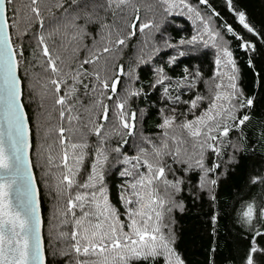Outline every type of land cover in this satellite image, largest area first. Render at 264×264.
<instances>
[{
	"label": "snow or ice",
	"instance_id": "1",
	"mask_svg": "<svg viewBox=\"0 0 264 264\" xmlns=\"http://www.w3.org/2000/svg\"><path fill=\"white\" fill-rule=\"evenodd\" d=\"M227 3L229 11H234L231 0ZM199 4L207 5V0ZM140 7L138 0H29L24 5L27 27L20 30L22 9L16 0H0V264H47L19 75L26 59L23 40L29 31L35 40L32 60L48 73L42 87L50 86L61 121L77 122L80 132L79 141L72 142L64 135L71 127L57 129L62 172L56 193L66 197V203L56 209V218L58 227L70 225L71 230L56 234L57 239L69 241V251L53 248L52 255L70 256L69 264H185L175 247L173 213L185 210L178 197L187 184L194 199L206 193L216 206L221 178L240 162L242 126L251 120L249 112L256 98L239 87L233 53L211 26L212 17L219 13L210 10L205 18L188 0H155L144 7L153 17L159 9L157 20L142 18ZM42 8L52 24L49 30H45ZM235 15L249 33L259 36L243 11ZM177 16L186 17L194 26L198 21L202 27L174 43L168 28L183 30L175 22ZM223 27L236 36L230 25ZM137 32L143 40L126 68L118 62V54ZM88 39L91 45L85 43ZM209 47L215 50L216 70L204 80L199 68L190 70L188 65L206 56L203 50ZM240 48L255 50V45L245 41ZM169 49L173 54H168ZM178 60L185 67L182 75L174 77L168 70L174 71ZM248 63L251 67L252 61ZM29 66L35 65L29 61ZM24 71L30 78L27 67ZM140 72L151 78L142 80ZM200 83L203 92L197 90ZM188 93L193 95L183 99ZM156 94L158 108L149 103V97ZM138 100L148 107L134 108ZM149 109L158 118L153 136L137 132ZM233 132L239 134L238 139L230 138ZM91 136L96 138L93 145L89 144ZM129 138L134 155L124 151ZM86 158L91 163L81 182L78 177ZM52 159L49 155V164ZM114 169L122 181L118 185L122 212L111 203L106 183ZM192 174H196L195 183ZM250 183L260 185L261 198L243 200L235 209V223L251 235L244 264H256V253L264 255L257 243V237H264V174L252 176ZM210 219L215 236L218 213Z\"/></svg>",
	"mask_w": 264,
	"mask_h": 264
},
{
	"label": "trees",
	"instance_id": "2",
	"mask_svg": "<svg viewBox=\"0 0 264 264\" xmlns=\"http://www.w3.org/2000/svg\"><path fill=\"white\" fill-rule=\"evenodd\" d=\"M47 3H52L53 0H45ZM141 3L140 15L144 19L155 18L159 19V9L156 10V15L153 17V12L147 11L145 4L155 3V0H138ZM190 4L197 7L205 18L210 15V10H215L219 13L218 16L212 17L211 26L218 30L227 42L229 50L233 53L236 66L238 68V85L243 89L248 96H255V106L249 112L251 120L246 122L243 127L244 138L241 141L244 150L239 154V164L234 167H229L227 175L222 177L219 186L216 189L217 202L213 207L207 198L206 193H201L198 199H194L189 192L187 184L184 186V191L178 199L183 200L185 210L180 212L176 210L173 213L175 218V232L177 236L176 250L184 259L185 264H209L212 260L214 264H244L247 251L250 247L251 235L239 224L235 223V209L240 206L243 200H250L253 197L261 198L260 185H252L250 178L257 174H264V0H231L234 11H229L227 0H207V5L199 4V0H188ZM29 3V0H16L18 7L22 9L19 29L24 30L27 27L25 19L24 5ZM211 6L209 9L208 6ZM67 6V5H66ZM243 11L246 15V22L255 29L259 36L249 33L238 21L235 12ZM45 15V30H49L52 26L48 20L47 13ZM53 12L59 15V12L54 8ZM11 18V13H9ZM169 19H172L171 17ZM109 23L112 22L111 14L108 18ZM175 22L183 26L182 31H175L171 26L168 28L169 34L173 37L175 43L181 37L190 38L196 34L202 27L197 21L194 26L192 21L186 17L177 16ZM225 24L230 25L236 36L227 33L223 27ZM38 29V25H34ZM95 30L94 28L92 29ZM237 36L243 40L237 39ZM15 39V33L13 32ZM143 37L139 32L128 41V47L119 55V63L127 65L131 58L136 54L137 49L141 46ZM249 42L255 45V50H245L240 48L243 42ZM57 44L59 40H56ZM85 43L91 45V40L88 39ZM50 47L52 42L49 41ZM25 60L21 64L19 75L22 79V87L24 88V103L25 111L28 116V122L31 132V163L37 182L40 198V208L43 221V240L47 258V264H69L70 256H62L59 253L52 255L53 248L69 251L67 240L57 239V232L70 231V225H59V220L56 218V209H63L66 203V197H58L56 193V185L61 178L62 165V146L59 144V133L57 129L63 126L66 130L70 127L72 131H66L65 137H71L72 142H78L80 132L76 131L79 127L77 122L73 121L70 125L67 119L61 121L59 117V106L54 105L53 93L50 86L42 87L46 84L48 73H45L43 68L32 60V50L35 48V40L32 38V32L29 31L23 40ZM147 51V50H145ZM207 53L206 56L198 61H192L188 67L190 70L199 68L203 74V79L208 80L216 70L214 63L215 50L209 47L203 50ZM168 54H173V50L169 49ZM39 56V53L37 54ZM84 52L81 51L80 56L83 57ZM163 59H167L164 56ZM185 58H179L183 60ZM174 71L169 69V74L174 77L183 74L185 65L179 63ZM252 61V66H249L248 61ZM29 61H32L34 67L29 66ZM28 68L30 78L25 77V68ZM87 67V66H85ZM142 80H149L150 74L140 72ZM29 83L33 85V90L29 92ZM63 88V86H62ZM120 85L118 84V89ZM198 91H204V84L200 83ZM63 94V91L61 92ZM193 93H188L183 96V99H188ZM149 103H156V107H160L158 94L149 97ZM133 107H148L147 103L136 101ZM243 114V113H241ZM158 118L154 109H149L148 114L144 117L142 124H138L137 132L141 130L146 136H153L157 129ZM48 129L46 136L41 137V132ZM230 138L236 140L239 134L231 133ZM95 136L89 137V144L95 143ZM132 138H129V144L125 146L124 151L129 155H134L135 150L131 144ZM115 143V141H113ZM91 151V149L89 150ZM52 156V163L49 164L48 157ZM227 156L225 155V159ZM91 160L86 158L83 164L78 179L83 182L89 170ZM119 167V166H118ZM118 169L106 177V183L109 188L110 201L117 208L123 211L119 202L118 185L121 184V178L117 174ZM171 179V176H169ZM191 179L195 183L196 174H192ZM218 213L216 223L215 236L212 234L211 215ZM77 214L79 210L77 209ZM247 237V238H246ZM259 247L264 248V237H257ZM213 247L215 252L212 251ZM256 264H264V255L260 253L254 254ZM162 264V261H161Z\"/></svg>",
	"mask_w": 264,
	"mask_h": 264
},
{
	"label": "water",
	"instance_id": "3",
	"mask_svg": "<svg viewBox=\"0 0 264 264\" xmlns=\"http://www.w3.org/2000/svg\"><path fill=\"white\" fill-rule=\"evenodd\" d=\"M28 126H29V122H28ZM29 140H30V145H31V147H32L30 126H29ZM31 147H30V149H29V158H30V161H31V157H30V155H31ZM31 165H32V163H31ZM32 175H33V177H34V179H35V175H34L33 168H32ZM35 186H36V188H37V190H38V186H37L36 179H35ZM38 200H39V212H40V217H41V220H42L41 208H40L39 190H38ZM41 231H42V237H43V221H42V229H41Z\"/></svg>",
	"mask_w": 264,
	"mask_h": 264
},
{
	"label": "rangeland",
	"instance_id": "4",
	"mask_svg": "<svg viewBox=\"0 0 264 264\" xmlns=\"http://www.w3.org/2000/svg\"><path fill=\"white\" fill-rule=\"evenodd\" d=\"M48 129H45V131L43 130L41 133V137L43 138L42 140H44L45 138H48L49 136H46Z\"/></svg>",
	"mask_w": 264,
	"mask_h": 264
}]
</instances>
